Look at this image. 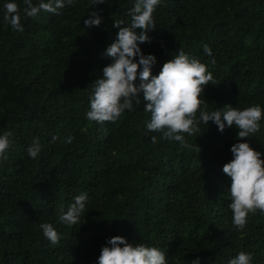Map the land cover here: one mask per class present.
<instances>
[{
  "label": "trees",
  "instance_id": "obj_1",
  "mask_svg": "<svg viewBox=\"0 0 264 264\" xmlns=\"http://www.w3.org/2000/svg\"><path fill=\"white\" fill-rule=\"evenodd\" d=\"M132 2L75 0L59 15L36 17L21 11L23 31L0 15V133H10L0 158V264H95L114 235L160 247L168 264L196 257L226 264L239 251L264 264V213H249L239 231L231 223L230 178L221 166L238 139L233 127L200 124L185 134L190 147L180 148L145 133L142 101L114 122L85 119L90 90L109 62L101 52L117 31L112 20L127 24ZM90 10L102 17L99 26L84 25ZM152 16L151 42L139 44L155 56L152 74L180 50L211 73L200 97L205 111L264 109V0H160ZM33 139L40 152L30 159L25 149ZM239 139L264 159V114L256 132ZM80 193L88 199L79 222L59 223ZM43 222L56 229L55 244L42 237Z\"/></svg>",
  "mask_w": 264,
  "mask_h": 264
},
{
  "label": "clouds",
  "instance_id": "obj_2",
  "mask_svg": "<svg viewBox=\"0 0 264 264\" xmlns=\"http://www.w3.org/2000/svg\"><path fill=\"white\" fill-rule=\"evenodd\" d=\"M159 2L133 0L127 24L123 20H112L117 31L101 52L109 62L95 79L84 117L97 124L114 122L125 110L131 111L134 103L142 101L144 111L149 114L143 124L145 133H159L161 140L177 142L180 148L190 147L185 134L198 132L200 124L208 126L211 121L221 132L225 127H233L238 139L229 146L231 159L222 164L221 171L230 178L228 208L232 226L239 231L245 227L249 213L256 210L264 213V159L246 140L239 139L256 132L264 109L259 104L243 108L225 104L223 108L205 111V101L200 97L211 73L204 63L180 50L161 64L157 74H152L155 56L143 53L139 44L151 42L147 33L154 29L152 14ZM74 3L75 0H22L21 6L16 0H0V15L12 30L23 31L21 11L26 17H36L41 12L59 15ZM102 3L105 0H89L90 5ZM101 20L98 11L90 10L83 23L91 28L99 26ZM202 49L204 54L211 55L207 44ZM56 140L57 136L52 134L49 142ZM150 140L155 144L157 136L152 135ZM65 142L70 143L71 137ZM9 143L10 133H0V158L6 154ZM25 152L30 159H35L40 152L38 141L33 139ZM87 199L85 193L73 196L67 208L59 212L58 222L69 226L77 224ZM39 229L43 238L53 244L57 242L58 233L51 223H40ZM95 264H168V259L160 247L144 243L133 245L124 236L114 235L105 239ZM191 264H200L199 257L191 259ZM226 264H252V253L239 251Z\"/></svg>",
  "mask_w": 264,
  "mask_h": 264
}]
</instances>
